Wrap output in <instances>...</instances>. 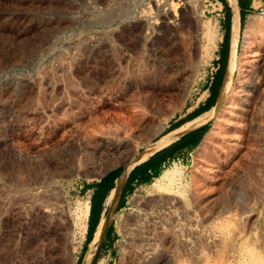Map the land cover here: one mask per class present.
I'll return each mask as SVG.
<instances>
[{
    "label": "rangeland",
    "instance_id": "obj_1",
    "mask_svg": "<svg viewBox=\"0 0 264 264\" xmlns=\"http://www.w3.org/2000/svg\"><path fill=\"white\" fill-rule=\"evenodd\" d=\"M155 1L0 0V264H57L64 237L61 264H264V0L173 184L104 203L92 239L106 219L112 237L83 262L86 184L159 142L212 71L221 3Z\"/></svg>",
    "mask_w": 264,
    "mask_h": 264
},
{
    "label": "crops",
    "instance_id": "obj_2",
    "mask_svg": "<svg viewBox=\"0 0 264 264\" xmlns=\"http://www.w3.org/2000/svg\"><path fill=\"white\" fill-rule=\"evenodd\" d=\"M215 1L220 3L218 0ZM236 1L238 17L239 11H241L245 17L248 12L253 10L254 4L256 3L255 0ZM228 9L229 19L232 23V12L229 7ZM220 14H223L224 18L223 12L216 14L218 18L220 17ZM221 23L222 25L218 34V39L216 41L215 48L213 49L212 71L208 72L210 75L206 76L204 84L199 88V92H197V96L184 105L181 112L170 121L168 128L164 131H167L165 134L177 130L186 123L197 118L199 115L209 111L214 106L217 98L218 87L221 81V79L219 80L220 77L217 78V73L220 69L225 67L230 42L229 23L227 31L225 30L224 19ZM205 129L206 124L185 132L174 141L155 150L145 160L133 165L129 169L123 184H120L119 186L117 201L112 208V212L114 209L120 210L126 208L127 198L134 193L145 192L147 188L151 187L152 181L156 178V176H159L165 169L168 168L170 164L173 165L175 163L183 165L187 161L193 149L199 144L203 134L205 133ZM119 170L116 168L109 169L102 173L93 182L87 183V187L85 186V191L88 192V201L93 192L94 196L101 194L100 202L94 204L96 212L98 213V222L103 213L105 200L115 187L116 183L120 181L122 177V172L119 173ZM110 237H112V234L107 231L103 236V242L107 241Z\"/></svg>",
    "mask_w": 264,
    "mask_h": 264
},
{
    "label": "bare ground",
    "instance_id": "obj_3",
    "mask_svg": "<svg viewBox=\"0 0 264 264\" xmlns=\"http://www.w3.org/2000/svg\"><path fill=\"white\" fill-rule=\"evenodd\" d=\"M156 3V7H157V11H158V14H159V17L162 16L163 14H161L162 12V7H161V2L160 1H155ZM226 3L228 4L230 10H231V14H232V23H231V31H230V40H231V58L229 60V63H228V66H227V69H226V73H225V76H224V79H223V82H222V88H221V95L224 96L225 93L227 92L228 90V85L232 79V76L234 73H240V67L241 66V62L238 60H236V57L234 55V45L236 43V39H237V34H238V26H239V17H238V12H237V1L236 0H226ZM251 46V44H249V42H244L243 44V48L247 50V48H249ZM258 53V52H257ZM258 55V54H257ZM263 55V54H261ZM248 56V54H247ZM254 57V56H253ZM257 58V57H256ZM255 58V59H256ZM261 62L258 66L259 70L261 72L264 73V57H261ZM257 60V59H256ZM250 61V60H249ZM255 61V60H254ZM257 62V61H256ZM257 68V69H258ZM256 69V68H255ZM257 71V70H256ZM259 71V72H260ZM257 73V72H256ZM262 74V73H261ZM239 75V74H238ZM240 81V80H239ZM239 81H237V84L239 83ZM230 88V86H229ZM252 92V91H251ZM250 92V93H251ZM243 95H248V90L247 91H243L242 93ZM250 95V94H249ZM242 104H244V102H242ZM243 106V105H242ZM241 106V107H242ZM244 107V106H243ZM208 112V111H207ZM210 113V112H209ZM208 113V114H209ZM212 120V116H208L207 113L206 114H203V115H200L198 116L197 118H195L194 120L186 123L185 125H183L182 127L178 128L177 130L175 131H172L171 133H168L166 135H164L162 137V139L153 144V145H150L149 148L141 153L140 155H138L135 159L131 160L123 169L122 171V177L120 179V181H118L115 185V187L112 189V191L109 193L107 199H106V202H105V205H106V208H107V211L109 212V210L111 209V207L113 206V203L117 200V196H118V189H119V186L120 184H123V181L129 171V169L145 160L150 154H152L155 150L159 149V148H162L164 147L165 145L169 144L170 142L174 141L175 139H177L180 135H182L183 133L185 132H188L192 129H195V128H198L204 124H206L207 122L211 121ZM208 138V136L206 137ZM116 142V141H115ZM114 142V143H115ZM122 142V141H120ZM101 144V143H100ZM105 144V143H104ZM111 144V143H110ZM122 145L123 143H115V145ZM107 145V143L105 144ZM112 145V144H111ZM100 147V146H99ZM106 147V146H105ZM110 147V146H109ZM108 145H107V149H109ZM119 147V146H118ZM123 147V146H122ZM120 147V148H122ZM103 148V147H101ZM116 149V148H115ZM114 149V150H115ZM96 150V149H95ZM101 150V149H99ZM118 150V149H117ZM96 153V152H95ZM102 153V152H101ZM98 155V154H97ZM178 175V168H177V165L174 163L173 166L170 168V169H165L160 175L159 177L155 178L151 184V190L152 191H162L163 189H166L168 187H170L173 182H174V179L175 177ZM88 209H89V206L88 204L85 205V208H84V218H87V214H88ZM111 212V211H110ZM104 215V214H103ZM101 220V219H100ZM108 219H106V222H105V227L108 225V222H107ZM102 221V220H101ZM104 227V228H105ZM101 234H102V230L99 228L96 233L94 234L93 236V239L92 241L89 243L88 245V251H87V254L86 256L84 257V260L83 262L84 263H87L90 258L92 257V254H93V251L95 249V244H96V241H98V239L101 237ZM70 244V240H68L66 237L62 238V244L61 246L59 247H54V254H55V257L57 258V264H61L62 261H67V260H71V257L70 255L72 254V250H69L67 245ZM144 255V264H156L158 259L160 260L161 258H158L156 254H154L153 252H148V251H145L143 253ZM156 261V262H155ZM159 263V262H158ZM157 263V264H158ZM161 263V261H160ZM65 264V263H64ZM67 264V263H66Z\"/></svg>",
    "mask_w": 264,
    "mask_h": 264
},
{
    "label": "trees",
    "instance_id": "obj_4",
    "mask_svg": "<svg viewBox=\"0 0 264 264\" xmlns=\"http://www.w3.org/2000/svg\"><path fill=\"white\" fill-rule=\"evenodd\" d=\"M218 1L221 3L222 8H223V13H224L223 19H224V23H225V30L226 31L228 30V23H229V32H230L229 9H228L227 3L225 0H218ZM243 15L244 14L241 11H239V30L242 26V22H243V18H244ZM224 70H225V67L218 71L217 78L220 77L219 80L222 79L221 76L223 75L222 73H224ZM116 169L119 170V168H116ZM154 176H156V175H154ZM156 177H158V175ZM100 199H101V194H98V196H94V192L91 194V196L89 198V209H88L87 221H86L85 238H84V244L82 246L83 250L86 248V245L91 241L93 232H94V230L98 224V213L96 212L94 204L97 202H100ZM92 215H94V221H93L92 225H90V220H91ZM108 228H109V226L107 225L104 235L108 231ZM97 253H98V250L93 254V256L91 258V263H94L96 261Z\"/></svg>",
    "mask_w": 264,
    "mask_h": 264
},
{
    "label": "water",
    "instance_id": "obj_5",
    "mask_svg": "<svg viewBox=\"0 0 264 264\" xmlns=\"http://www.w3.org/2000/svg\"><path fill=\"white\" fill-rule=\"evenodd\" d=\"M227 6H228V4H227ZM228 7H229V6H228ZM111 213H112V209H111ZM106 227H107V226H106ZM106 227H105L104 230H103L102 237H101L99 243L97 244L96 248L98 247V245L100 244L101 240L103 239L104 233H105V231H106ZM96 248H95V250L93 251V254L95 253ZM93 254H92V255H93Z\"/></svg>",
    "mask_w": 264,
    "mask_h": 264
}]
</instances>
